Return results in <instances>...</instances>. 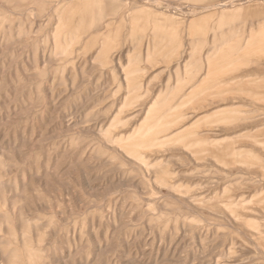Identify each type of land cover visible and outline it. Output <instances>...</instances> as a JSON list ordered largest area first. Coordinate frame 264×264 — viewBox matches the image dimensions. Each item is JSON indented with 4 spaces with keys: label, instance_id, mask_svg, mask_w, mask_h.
Listing matches in <instances>:
<instances>
[{
    "label": "rangeland",
    "instance_id": "374dc122",
    "mask_svg": "<svg viewBox=\"0 0 264 264\" xmlns=\"http://www.w3.org/2000/svg\"><path fill=\"white\" fill-rule=\"evenodd\" d=\"M263 73L264 0H0V264H264Z\"/></svg>",
    "mask_w": 264,
    "mask_h": 264
},
{
    "label": "crops",
    "instance_id": "0c3cea01",
    "mask_svg": "<svg viewBox=\"0 0 264 264\" xmlns=\"http://www.w3.org/2000/svg\"><path fill=\"white\" fill-rule=\"evenodd\" d=\"M261 49H263V47L259 46L258 49H238V50H234V52H236V54H238V55L241 54L242 56L249 57L251 55L250 53L253 54L255 52H258V50H259V52H261ZM253 77H257L256 79H264V73L263 74H256V75H252V76L250 74L249 75L237 76V77L233 78L232 80H236V81H242V80H248L249 81L250 80L251 81V78H253ZM202 83H205V82H202ZM251 90L252 91H260V90L262 91V87L261 86L260 87L257 86V87H254V88L250 87L249 91H251ZM184 99L186 101L187 98L184 97ZM221 101L225 102V101H227V99L226 98L225 99H221ZM236 110H238V109H236ZM238 111H240V110H238ZM194 125H195V123H193L192 126H194Z\"/></svg>",
    "mask_w": 264,
    "mask_h": 264
},
{
    "label": "bare ground",
    "instance_id": "6f19581e",
    "mask_svg": "<svg viewBox=\"0 0 264 264\" xmlns=\"http://www.w3.org/2000/svg\"><path fill=\"white\" fill-rule=\"evenodd\" d=\"M252 1V0H251ZM241 4V3H240ZM226 5V4H225ZM206 9V8H205Z\"/></svg>",
    "mask_w": 264,
    "mask_h": 264
}]
</instances>
